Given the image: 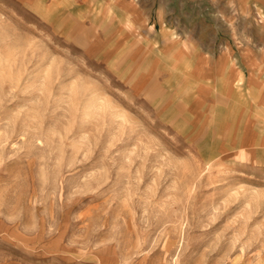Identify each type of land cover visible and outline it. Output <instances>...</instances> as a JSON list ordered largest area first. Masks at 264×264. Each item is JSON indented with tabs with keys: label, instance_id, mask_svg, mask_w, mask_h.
Here are the masks:
<instances>
[{
	"label": "rangeland",
	"instance_id": "374dc122",
	"mask_svg": "<svg viewBox=\"0 0 264 264\" xmlns=\"http://www.w3.org/2000/svg\"><path fill=\"white\" fill-rule=\"evenodd\" d=\"M259 74L264 0H0V264H264Z\"/></svg>",
	"mask_w": 264,
	"mask_h": 264
},
{
	"label": "crops",
	"instance_id": "0c3cea01",
	"mask_svg": "<svg viewBox=\"0 0 264 264\" xmlns=\"http://www.w3.org/2000/svg\"><path fill=\"white\" fill-rule=\"evenodd\" d=\"M134 12H136V10H134ZM244 57H245L246 60L250 59V58L248 57V55H246V56H244ZM257 72H258V71H257ZM232 73H233V76H234V74H235L236 72L234 73V71H232ZM259 75H261V74H259ZM261 77L264 78V74H262Z\"/></svg>",
	"mask_w": 264,
	"mask_h": 264
},
{
	"label": "bare ground",
	"instance_id": "6f19581e",
	"mask_svg": "<svg viewBox=\"0 0 264 264\" xmlns=\"http://www.w3.org/2000/svg\"><path fill=\"white\" fill-rule=\"evenodd\" d=\"M78 20V19H77ZM63 28V27H62ZM164 66V65H163ZM176 68V67H175ZM161 70V69H160ZM224 86V85H223ZM222 86V87H223ZM222 89H224V88H222ZM223 92V91H222ZM224 94V93H223ZM175 95V94H174ZM174 97V96H173ZM173 101V100H172ZM227 113V112H226ZM209 114V113H208ZM211 118V117H210ZM226 121H227V119H226ZM208 127V126H207ZM225 130V129H224ZM201 134V133H200ZM198 135V134H197ZM238 153V152H237Z\"/></svg>",
	"mask_w": 264,
	"mask_h": 264
}]
</instances>
